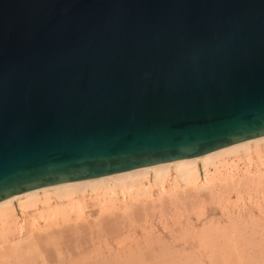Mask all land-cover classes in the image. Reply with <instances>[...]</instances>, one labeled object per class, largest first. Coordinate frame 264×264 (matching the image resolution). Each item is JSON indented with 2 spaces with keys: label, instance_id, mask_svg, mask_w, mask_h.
<instances>
[{
  "label": "water",
  "instance_id": "95a60500",
  "mask_svg": "<svg viewBox=\"0 0 264 264\" xmlns=\"http://www.w3.org/2000/svg\"><path fill=\"white\" fill-rule=\"evenodd\" d=\"M264 136V0H0V202Z\"/></svg>",
  "mask_w": 264,
  "mask_h": 264
},
{
  "label": "rangeland",
  "instance_id": "374dc122",
  "mask_svg": "<svg viewBox=\"0 0 264 264\" xmlns=\"http://www.w3.org/2000/svg\"><path fill=\"white\" fill-rule=\"evenodd\" d=\"M262 146L264 147V144L259 147L260 150L249 154V157L243 154L233 157L234 159L230 158L222 167L219 164L218 169L211 166V182L203 190L185 186L184 182L180 181L173 182L176 193H172L171 181L165 184L164 189L161 185L151 188L149 196L139 193L132 199L134 205L130 209L131 218L115 205L104 210L101 199L93 197L94 195L91 198L89 196L88 204L80 214L72 213V219L69 218L68 221L63 218L54 221L61 223L54 226V230L61 233H58L59 236L57 234L58 240L55 241L58 244H51L46 239L42 242L40 239L43 244L41 248L47 247L43 252L38 247L39 241L34 237L38 233L37 227L45 224L44 218H40V212L47 206L40 205L26 213L17 214L9 222L0 220V264H264ZM118 193L116 203L121 206V203H124V195ZM128 197L127 199H130ZM71 224H75L74 231ZM216 234L218 239H215ZM143 237L149 241L146 244L157 246L153 245V249L143 251L145 248L142 245H145L146 241H141L144 240ZM139 249L143 252H138ZM166 252L176 256V259L178 256L179 261L174 263L172 258L170 259L171 254ZM57 253L63 261L57 260ZM44 254L49 261L42 259ZM140 254L145 258H142L144 263L137 260L141 259L138 257ZM147 255H154L160 262L146 259ZM160 257L164 260L161 261ZM168 259L172 261L168 262Z\"/></svg>",
  "mask_w": 264,
  "mask_h": 264
},
{
  "label": "bare ground",
  "instance_id": "6f19581e",
  "mask_svg": "<svg viewBox=\"0 0 264 264\" xmlns=\"http://www.w3.org/2000/svg\"><path fill=\"white\" fill-rule=\"evenodd\" d=\"M263 144H264V136L254 138V139H250L247 141H243L240 143H236V144L230 145L226 148L214 151L212 153L206 154V155H204L202 157H198V158L182 159V160H178V161H175L172 163H166V164H161V165H156V166L138 168V169H135L132 171H128V172H124V173H120V174H116V175H112V176L102 177V178H98V179H90V180L70 182V183L51 186V187L39 188L36 190H32L29 192L18 194V195H15L9 199H6V200L0 202V220L2 222H9V221H12L17 214L19 215L21 213L22 214L26 213L27 211L35 209V208L39 207L40 205L45 206V207L47 206L46 208H43V211L40 212V218L41 217H42L41 219L44 218L43 220H44L45 224H44V226H38L37 227L36 233L37 232L38 233L36 235L34 234L36 236L34 238H36L37 241H39L38 243H40V244H41V240L43 242L44 239H46L49 243L52 242L54 244H58L55 241L58 240L57 234L58 233L61 234V233L56 232L54 230V226L61 225V223H54V221H57L60 218L67 219V221H68L69 218L72 219L71 218L72 213L76 212L77 214H80L81 211L84 210L85 205L88 204L87 199L89 196L91 198L94 195L93 197H95V198L97 197L98 199H101V205L103 206L104 210L106 207L113 208V206L115 205L116 207L121 209L122 213H124L125 215H127L128 217L131 218L132 215H131L130 209L134 205L132 199L133 198L135 199V196L138 195L139 193H141L140 195H142V196H144V194H145V196H146V194H148V196H149L151 188H153L155 186L158 187L161 185L160 187H162V189H164L165 184H167L168 182L171 183V181H172V183L173 182L176 183V182L181 181V182H184L185 186H192L193 188L195 187L197 190H201V189L203 190L207 186H209V183L211 182V179L209 178V170H210L209 168L211 166H215L218 169L219 164H221V167H222L223 163H225V161H228V159H230V158L239 157V156H242L243 154H245V155L247 154L248 155L247 157H249V154L251 155L252 152L254 153V151L256 152V150H260L259 147ZM258 152L259 151H257V153ZM261 159L262 158H259V160H261ZM249 161H250V159H249ZM231 162H234V161L231 160ZM236 162L238 163V161H236ZM228 163H230V162H228ZM175 183H173V185H172L173 187H171V189H170V192H172V193H176L175 192L176 186H174ZM174 189H175V191H174ZM118 192H120L122 195H124V197H123L124 203H121L122 204L121 206H120V204L118 206L116 203V200H117L116 197L118 196L117 194H119ZM142 193H144V194H142ZM168 195H169V192H168ZM127 197L130 199H127ZM110 204H111V206H110ZM119 217H121V215ZM99 218H101V217L99 216ZM76 219H79V218H76ZM116 219H117V217H116ZM75 221H77V220H75ZM76 224L79 225V223H76ZM71 225L73 226L72 231H74L75 224H71ZM23 228L24 227H23V223H22V229ZM61 228L59 231H61ZM22 229H21V231H22ZM68 229H70V228H68ZM63 231H65V229H63ZM33 233H34V231H33ZM19 234H20V231H19ZM59 234H58V236H59ZM216 236H217V234H216ZM30 237H31V235H30ZM26 238H29V237H26ZM61 238H63V237H61ZM143 238H144V240L142 239L141 240L142 242L146 240L145 237H143ZM215 239H218V236H217V238L215 237ZM155 240H157V239H155ZM26 241H28V239H26ZM147 241L148 240L145 241V243H144L145 245H142L143 248H145V249H143V251L146 249L147 250L153 249L154 248L153 245L157 246L155 244L149 245L151 243H147L148 244L147 245L146 244ZM40 244L38 245V247L41 248L43 244H41V246H40ZM77 245H79V244H77ZM70 247H72V246H70ZM46 248L45 247L41 248L42 251L41 250L40 251L43 252V250H45ZM138 248H139V246H138ZM85 249L86 248H84V251H86ZM88 250H89V248H88ZM141 251L142 250H140L138 252H141ZM150 251H152V250H150ZM74 252H73V254H74ZM60 254H61V252H60ZM169 254H171V253H169ZM41 255H43V254L41 253ZM41 255H40V257H42ZM56 255H58V253ZM59 255H58L57 260H59L61 262L64 260L63 254H62L63 260L59 259ZM137 255H138V253H137ZM141 255H143V254H140L138 257H141ZM157 255H158V253H157ZM44 256L42 258L43 260H44V258L48 259V257H46V254H44ZM153 256L147 255L146 259H148L150 261H154V262L156 261L157 262L158 259L155 258V256L154 257ZM171 256L172 257H170V256L169 257H170V259L172 258L174 263L175 262L177 263V261H179L178 256H177V259H176V256L174 257L173 254H171ZM50 257H52V256H50ZM117 257H119V256H117ZM130 257H131V254H130ZM173 257L175 258V260L173 259ZM35 258H36V256H35ZM142 258H144V257H141V259ZM165 258H168V257H165ZM46 259H45V261H46ZM82 259L83 258H81V260ZM112 259H114V258H112ZM131 259H133V258H131ZM136 259L137 258H135V260ZM141 259L139 258L137 260H139V262L143 261V263H144V260L143 259L141 260ZM159 259H161V257ZM170 259H168V262L172 261ZM76 260H78V259H76ZM127 260H128V257H127ZM162 260H164V259H161V261ZM48 261H49V259H48ZM123 261L124 260H122V262ZM99 262H101V261H99ZM158 262H160V261H158ZM61 263H63V262H61ZM138 264H140V263H138ZM147 264H149V263H147Z\"/></svg>",
  "mask_w": 264,
  "mask_h": 264
}]
</instances>
